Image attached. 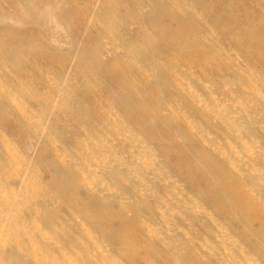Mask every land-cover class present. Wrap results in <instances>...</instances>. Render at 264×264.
I'll use <instances>...</instances> for the list:
<instances>
[{"label":"bare ground","instance_id":"6f19581e","mask_svg":"<svg viewBox=\"0 0 264 264\" xmlns=\"http://www.w3.org/2000/svg\"><path fill=\"white\" fill-rule=\"evenodd\" d=\"M14 1L0 0V67L21 72L31 64L37 72L34 82H43L45 70L37 63L53 56L48 49H32L39 35L48 46L78 54L85 84L57 75L50 78L55 90L46 91L29 82L9 88L10 79L5 75L7 84L0 78V264H62L59 258L72 252L58 243L78 249L80 264H121L109 248L102 255L88 252L82 232L102 248L88 231L93 227L104 244L118 245L135 264H148L153 257L161 264H262L252 250L264 259V152L242 140L264 141V71L242 67L227 53L233 50L236 56L264 63V0H105L99 6L93 0H72L67 16L56 12L57 0ZM80 15L89 19H78ZM90 19L95 21L92 27ZM89 28L115 34L114 49L103 52L110 44L97 35L80 49L78 30ZM37 53L39 60L30 59ZM183 64L215 76L213 84L226 88V97L212 94V84L197 81L207 92L201 100L186 84L193 74H178ZM10 75L17 79L16 73ZM238 89L241 95H236ZM104 105L115 109L119 127L138 125L149 144L132 150L142 161L137 168L126 167L122 153L113 151L102 162L103 174L92 172L106 185L92 189L84 183L83 168L59 151L82 153L83 142L101 126L106 131L100 132V145L121 133L99 116ZM30 109L37 110L35 120ZM183 109L211 121L219 129L217 137L195 126ZM247 114L253 120L249 128L242 120ZM49 115L54 116L51 127L40 128ZM15 138L23 148L32 140L42 142L36 161L20 156ZM212 138H223L238 163ZM96 154L91 152L97 160ZM160 156L167 162L160 165ZM169 159L211 206L161 177ZM135 172L143 175L134 179ZM145 173L155 176L153 182ZM128 178L148 186L139 194ZM244 185L255 193L246 192ZM132 191L136 206L158 216L159 225L133 223L127 210L131 201L123 194ZM81 217L92 225L89 229Z\"/></svg>","mask_w":264,"mask_h":264},{"label":"rangeland","instance_id":"374dc122","mask_svg":"<svg viewBox=\"0 0 264 264\" xmlns=\"http://www.w3.org/2000/svg\"><path fill=\"white\" fill-rule=\"evenodd\" d=\"M71 1L72 0H57L56 1V7H55L56 8V12L61 14V15H66V13L69 12L70 2ZM88 1L92 2V0H88ZM93 1L96 2V6H99L105 0H93ZM13 4L15 5L16 1L13 0ZM68 17L69 18L70 17H74V15L70 14V15H68ZM83 18L89 19L86 15L85 16L80 15L78 17V19H81V20H83ZM89 22H90L89 26L92 27L95 21L93 19H90ZM42 34H43L42 31H40V35H42ZM78 35L81 38L80 49H82V47H84L86 45L90 46V41L89 40H91L92 36L95 37L96 35L98 37L102 36L101 40H102L103 43H105V44L108 43V45L110 44L109 46H106V49L103 52H106L107 50H113L114 49L112 47V46H114L112 44V40L115 38L116 35L115 34L105 35L102 32L101 28H98V30L96 32H92L90 30V28H89V30L88 29L87 30L79 29L78 30ZM43 41L44 40L41 39L40 36L38 35V39H37L34 47L32 48V49H35L37 52H39L40 49H48V51L52 53L51 56H53L52 60L48 59V60L44 61L43 63H41V62L37 63V66L39 68H44V70H45V71H43L41 69V71H43V76H44V79H43L44 81L43 82H34L33 78H36L37 72H35V70L34 71L31 70V68H30L31 64L26 65L24 68H22L21 72H14L13 70L6 71L3 67H0V78H1V80L3 82L5 81L8 84L9 82L6 79V76H7L10 79V81L12 82V84L11 83L8 84L9 88H12L13 86L16 87L20 83L29 82L36 89L41 88V89H44L46 91H54L55 88H53L52 84H50V78L53 79L54 76L59 75L60 79L61 78L65 79L66 82L73 83V82L76 81V82H79L80 85H84L85 81L81 77V75L79 74V71H80L79 70V68H80V66H79L80 60H79L78 54L71 56V55L66 53V51L68 50L67 47L59 49V48H57L55 46H52V47H51V45L48 46ZM40 54L39 53H37L35 55L34 54H30V59H35L37 61V60H39V55ZM227 54L237 57L239 63L242 64L241 65L242 67H245L244 65H248V66H250V67H252L254 69H257L258 72H260L259 70H261V72L264 71V69L262 68V67H264V63L257 62L255 60H250L249 61V58H248V60H246V58L244 56H242V55H237L236 56V52L233 51V50L228 51ZM64 57H65V59L60 61V59L64 58ZM190 70H191V72H190ZM218 72H219V74H222V75H226L227 74V71L222 70V69H219ZM15 73H16L17 79H13L12 76L10 75V74L15 75ZM187 73H188V76L191 73L193 75L191 77L192 79H189L188 81H186V84L188 86H193L195 88V90L197 91V96L200 97L201 100H203V98H205V96H206L205 93H207V92L204 89L200 88L202 85L199 84L197 81H201L204 85H208V86L210 84H212L213 87H214V88H212L213 90L211 89L212 90L211 91L212 94H215V96L221 97L223 99H224V97H226L225 96L226 94L224 95V92L227 91L226 88L224 90H220V89L216 88V86H215L216 84H213L212 78L214 79L215 76H207L206 73L203 72V70L199 69L198 67L190 69L187 65L183 64L182 67H181V70H180V72L178 74L182 78H187V77H185V75H187ZM221 91H223V93L219 94L218 92H221ZM237 94L241 95V90L240 89H238L236 91V95ZM237 100H238V98H237ZM99 108H100V105H99ZM183 110L184 111H188V115H190L195 120V126L198 125L200 127H203V129H205L207 131V133L209 132L211 135L216 136L215 134H216V132L219 131V129L216 126H214L212 123H210L211 121L207 120L205 117H200V118H198L197 116L195 117V115H193V113L190 110H187V109H183ZM220 110L225 111V110H228V109H219L218 112ZM229 110L233 112L231 114L233 117H237L238 116V114H237L235 109H229ZM102 111L103 112L99 113L100 114L99 116L103 117V119H105V117H106L109 120L111 128H116L117 126L119 127L120 122L118 120V117L115 116L116 115L115 109H106V107L104 105V108L102 109ZM180 111H181V109H180ZM34 112L37 113V110L36 109H30V111H29L32 119L35 120L36 116L34 115ZM206 114H207V112H206ZM201 115H202V113H201ZM110 116H114V117L112 118ZM251 118L252 117H250L247 114V118H243L242 119L244 121V123L246 124L245 127H248V128L250 127L249 124H250V122L253 121ZM53 119H54L53 115L46 116L44 118V120H43L42 126L40 125V128H44L45 130L49 129V127H51V125L53 123ZM249 119L251 120L250 122H249ZM128 127H130V128H128ZM100 128H101V130L102 129L105 130V128L103 126H101ZM119 128H121L120 129L121 133L117 134L116 136H112V138H110V139L107 138V140L104 141L102 143V145H100V141H99V139L103 140V139H101L102 136L100 137L101 130L100 131L98 130L97 133H95V135H93L92 137H89L88 140H85L83 142V150L81 151L82 153H80V154L71 153L70 151L68 152L66 149H62V148L59 151V153L61 155H63L67 160L74 161L77 164H79L80 167L83 168V172L81 174L83 175L84 179H86L84 181V183L86 185H89L92 189L103 188L106 185V184H104L105 182L99 180V176L94 177L93 176L94 173H92V172L98 170L99 174L101 173V175H102L103 172H104V168H105V165L102 162H105L107 159L112 157V153L115 150L116 151L119 150L122 153L121 155L124 156V159L127 161L126 167H127V165H128V167H132V168H137V167L142 166L141 159L139 157H135L134 158L133 153H132V150H134L135 147L136 148H140V145H142V144H149V142L143 136L141 128L138 125H134V124L128 123V122L125 124V126H122V127H119ZM8 129L9 130H8L7 134L12 137V135H11L12 131L10 130L12 128L9 127ZM109 135H111V134H109ZM132 135H133V137H135V140H133L131 138ZM222 135L225 136L226 134L222 133ZM208 139H209L208 137H205L204 141H205V144L209 145V140ZM212 139H214L216 142L218 141L217 144H219L223 148V151H225L226 153H230L231 152V149L223 141V138L222 139L212 138ZM257 140L258 139H255L257 144H254L252 142V138H249V137H245V139H243L242 141H245L246 143L252 145L259 152H264L262 150V149H264V141L263 140H259V142H258ZM237 141H238V139H237ZM12 143L13 144L15 143V146L18 149V153L20 154L21 157L23 156V158H26L25 159L26 161L29 160V159L30 160L34 159L33 161H36L35 157L38 156V154H39V152L41 150V147H42V142L38 143L37 140H34V141L32 140V142L30 143V145H28L27 148H23L22 147L23 145L21 143H18V140L16 138H15V141L12 142ZM98 144L100 145L99 149H97V146H99ZM109 146H110V148H109ZM101 148H103V149H101ZM238 150L241 151L242 156L247 157V153H244L245 150L242 147H238ZM95 151H97V154L95 156L98 155L97 156L98 157L97 160L95 158H93V156L91 155V152L93 153ZM105 151H106V153H104ZM13 153H14L15 156L20 157L18 155V153H17L16 148L13 150ZM232 155H233L234 160H236L235 162L238 163V160H237V157L235 156V154L232 153ZM107 157H109V158H107ZM158 160H159V164L160 165H161V162L165 161V159H162L161 156H160V158H158ZM174 161H175L174 159H169L170 165L166 169L161 171V175H162L161 177L164 180H172V182L174 183V186L177 187V188L180 187V185H181V187H183L184 191H186V193L188 195H190V196L191 195H197L199 203L204 204V206H206V205L211 206L209 203H207V201H205L204 199L201 198V194L200 193L198 194L197 193L198 191L190 183H188L183 176L178 174V172L176 170V164H175ZM97 162H99L100 164L97 163ZM165 162H167V161H165ZM260 163H261L262 169H264L263 165H262L263 163L262 162H260ZM240 165H242V164H240ZM145 174H147V176L149 177V181L153 182V180H154L153 177H155V176L152 175L151 173H145ZM140 175L142 176L143 173L142 172H135L134 174L132 173V177L134 179H137L138 177H141ZM134 179L130 180V178H128L127 183L129 185L133 186V187L136 186L139 194L144 192L145 188L148 185L140 186L138 183L136 185V182H135ZM244 190L246 192H248V193H255V191H256L252 187L246 186V185H244ZM123 194L124 195L127 194L128 198L131 201V203L128 204L127 210H128V214L131 216V220L133 221L134 224H136L137 226H138V224H141V225L146 224V225H149V226L159 225L158 216L156 217V215H149V213H146L143 210L144 208H139V207L136 206L137 205L136 204V200L134 199L136 195H135L134 191H132L131 194L128 193V192H123ZM187 197L188 196H186L185 198L187 199ZM188 201H190V200H188ZM142 207H144V206H142ZM74 221L77 222V219H75ZM81 221H82L83 224L88 225L87 226L88 229H89V226H92L89 223V221L87 219H85V218L84 219L82 218ZM221 221H223V219H221ZM178 224L179 223L176 222V225H178ZM164 228H165V224L162 226L161 229L165 230ZM232 230H233L232 234L234 236H237V238L240 240V235H237V233L234 232L233 228H232ZM88 231L91 234L94 233L95 235H93V236H95V238L102 244L101 245L102 248H99L97 246V243H96L95 240H91V242H89V240L86 239V237H87L86 233L82 232L81 235H83V236L81 238L85 239V241H83V242H84V245L88 247V252L89 253H96V254L102 255L104 249L106 250V248H109L111 250V252H112L111 253V257L114 260H116L117 262H119L121 264H135L131 260V258H128V256H124L125 254L124 255L121 254L120 248H119L118 245H108L106 242L104 244L103 240H102L103 236L98 232V230L95 227L89 229ZM58 244L64 249L65 252H68V250H69V252H72V253L68 252L69 255L67 257L59 258V261H61L62 264H71V263L80 264V253H79V255L78 254L76 255L77 251H79L78 249L74 248V250H73L70 247L66 246V244H64V243H58ZM249 249L252 250L250 247H249ZM252 253H253V258L255 257V259L261 261L262 264H264V259L261 256V254L256 253L253 250H252ZM70 254H72V255H70ZM98 260H99V262H101L102 258H100V259L98 258ZM144 263H142V264H144ZM148 264H161V263H160V261H159V259L157 257H153V259H151L150 263H148Z\"/></svg>","mask_w":264,"mask_h":264}]
</instances>
